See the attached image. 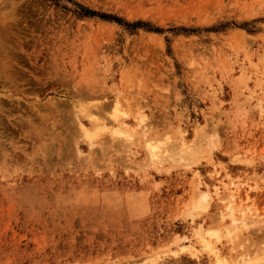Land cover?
Returning <instances> with one entry per match:
<instances>
[{
  "label": "rangeland",
  "instance_id": "rangeland-1",
  "mask_svg": "<svg viewBox=\"0 0 264 264\" xmlns=\"http://www.w3.org/2000/svg\"><path fill=\"white\" fill-rule=\"evenodd\" d=\"M0 59L6 67L0 96L11 99L15 90L14 98L24 103L15 116L10 106L3 111L9 130L0 156V264H147L153 252L154 264H213L208 252L181 248L189 245L182 238L191 234L187 210L198 182L179 164L180 149L170 150L176 162H164L174 168L152 170L142 180L144 171L130 172L116 162L125 156L118 153L122 146L99 158L101 145L92 150L81 137L82 153L68 161L72 170L43 172L36 167L44 140L27 128L13 131L11 124L19 125L14 118H35L49 127L44 133L49 136L51 119L57 130L67 127L77 108L111 103L117 91L131 105L140 103L150 134L159 140H178L177 125L186 145L205 132L217 136L216 148L198 154L199 161L191 156L210 188L220 178L247 181L257 185L251 194L264 197V0H0ZM55 98L62 102L54 104ZM38 101L43 106L36 116L30 108ZM137 150L134 158L142 160L145 151ZM85 158L90 169L84 168ZM250 204V216H264V200ZM217 208L195 217V223L214 216ZM261 220L242 238L262 243L243 244L251 253L261 249L263 256Z\"/></svg>",
  "mask_w": 264,
  "mask_h": 264
},
{
  "label": "bare ground",
  "instance_id": "bare-ground-1",
  "mask_svg": "<svg viewBox=\"0 0 264 264\" xmlns=\"http://www.w3.org/2000/svg\"><path fill=\"white\" fill-rule=\"evenodd\" d=\"M0 62H1V59H0ZM5 70H6L5 66H0V78L6 79ZM16 79H17L16 76L11 75V82H14ZM81 90L84 93V89L81 88ZM79 92L80 91H78V93ZM14 93H15V90H12L11 99H9L10 96L5 97V98L0 96V156L4 155L5 153L4 148H3L4 144H3L2 138L5 137V132L9 130L7 123H5L3 111L7 112L5 107L10 106L9 109L11 111V117L15 116L13 115V113L20 111L21 107L24 104L23 101H21V99L19 100V98L18 99L14 98L15 97ZM81 93L78 95L83 94ZM94 93H97V92L95 91ZM85 94L87 95L86 92ZM101 95L102 94H100V96ZM88 97H90V95H88ZM97 98H99V95ZM57 100H60L59 102H62L61 99H56L54 104L58 102ZM106 101H105L106 104L101 103V102L99 103V101H95V103L93 102L92 104L87 103V105L80 106L79 108H77L78 110L76 109V111H73L75 110L73 108L72 111L74 115L72 113L71 114L74 117H72V115L70 116V119H66L67 118L66 117L65 119L68 120V123H67L68 125L66 124L67 127H64V128L60 127V129L58 130H57V127H59V125L57 126L58 123L57 124L52 123V119H51V124H50L51 130H50L49 136L44 135L45 131L49 130L48 129L49 127L47 128L46 126H43L41 123L38 124L34 122L33 119L35 118H28V122L24 121L21 117L20 119L14 118V121L19 123V125L17 124H11V125H13L14 127V130H13L14 132H21L25 130V128H27L25 131L27 133H30V131H32V135H34L35 138L40 140L41 143H43V140H44L45 143L43 144L45 145V147H43V144H40L39 150H41V153L43 152L42 154H44L46 158L40 153L42 155L41 159L43 160L41 161V166L36 167L38 168V171H43V170L44 171L45 170L55 171L58 168L59 170H63V171L72 170V167H68L71 164V163H68V161H71L70 159L73 156L76 158H79V155L82 153L78 146L79 138L81 137L87 139L89 143L88 145L90 148L91 147L94 148L96 144L97 145L99 144V146L101 145L102 152L98 151L100 153L99 158L106 159L107 154L109 153L111 154V152H113L112 149L114 148L113 147L114 145L118 146V148L119 146H122L119 149L116 148V150L118 149V153H120L119 156L125 153V156L122 158H126V159L124 160L122 158H118V160L119 159L120 160L119 161L117 160L116 162H120V165L121 163L126 165V170L130 172H135V173L140 172L141 173L144 171L140 177L142 180H146L150 178V175H152L151 173L152 170L155 172H162V171L169 172L170 169L174 168V165L170 164L166 166L164 165V162L167 161V162L172 163L174 161V158H173L174 156H172V153L170 152V150L174 152L177 150V148L180 149L181 152H184V153L183 155L178 156V160H180L179 164L182 166V162H184L185 167L190 168L192 175L197 179V182H198V184L196 182L197 190L195 189L192 199H190V204L188 208L189 210H187L188 211L187 215L188 216L190 215L192 217L191 218L192 221L190 222L193 224H190V227H189L191 229L190 230L191 234L190 236H186V237L184 236L185 238L184 237L182 238V239H189V245L183 244L181 247L182 250H189L192 252V254H195V255L202 251H206L210 254L209 256L211 257V259L213 258L212 260L213 264H264V255L262 256L260 254L261 249H258L257 251H253L251 253L252 248L250 250H247L249 248L247 246H244L243 243H248V242H246L247 240L244 242V238H242V235L244 234V232L250 231L249 230L250 227L259 223L260 222L259 220H261L264 217L263 215H262L263 217L261 215L260 217H256L257 212L252 215V216L255 215L254 217L249 215V213L252 211L250 201H252L253 205L257 207V205H261L264 200L263 196L258 197L257 195H253L250 193L252 189L257 187V185L249 184L247 181H244L238 184L232 180L226 181V179L223 180L222 178H220L217 184H214V189H213V188H210L208 184L204 183L202 180L199 179V176H201V173H200L201 170L200 171L198 170L199 167L193 168V166L195 164H198V162L196 163V160H191L192 158L191 156L197 157L199 161V156H197L198 154L205 155V154H208V152L212 151L214 148H216L217 142H218V139L216 140L217 136H215V134H210V133L209 135H207L205 134L206 133L205 132L202 134L203 139H199V141L195 142L194 144L192 143V144L186 145V143L184 142L186 140L183 138L184 130H182L180 125H177L175 132L176 134L180 135V138H178V140L171 141L170 140L171 136H167V139L159 140L157 136L155 137V135L153 136L152 134H150L151 125L149 126V123L148 122L146 123V119L148 115L145 114V112L143 111V108L139 105L140 103H136V107L131 105L132 103L130 104L129 99L126 96H123L122 93H120V91H117V93L114 95V100L112 102L110 101L111 103H108V101L107 102ZM39 102L40 101L37 102L38 103L37 108L36 106L31 105V108H30L31 114H34L37 116V113L42 110L40 106H43V105H41V102L40 103ZM53 111H54V108H53ZM22 113L25 114L24 112ZM67 115L69 117L70 113ZM150 115L152 116V114ZM65 116L63 115V118ZM241 118L242 117H240V120ZM132 119H134L137 122L134 126L131 125ZM41 120L46 121V119H43V118H41ZM239 122L240 121H238V123ZM262 124H260L261 125L260 127H261V130L264 131ZM61 126H64V124ZM74 126L75 128L77 127L78 130L77 129L76 130L77 132L78 131L80 132V135L76 134L77 132L74 130L69 131L68 128L71 129V127H74ZM238 129L241 134H244L246 131V130H243V127L241 131L240 125ZM12 136H14V134L11 133V137ZM97 137H100V138H98V140H95V138ZM47 140L51 142H48ZM103 141H105V143ZM218 143H220V141ZM134 144H137L136 146H138L136 150L132 149L133 148L132 146H134ZM41 145L43 148H41ZM12 148L14 150L17 149L14 146ZM137 149H141V150L143 149V151H145V156L142 160L141 159L135 160V158L137 157L136 152H138ZM191 153H193V155ZM185 154H188V155H185ZM235 156L238 157L239 155H235ZM235 156H233V159ZM203 158L205 157L203 156ZM85 159L84 160L87 166H85L84 168L90 169V167H93V166H89V165H92L90 162H86L88 161V158H85ZM209 160L212 162L213 158L210 157ZM241 160L243 162H246L247 164H251L253 162V160H250L248 157H244ZM94 161L95 159H93V162ZM31 162L34 163L35 161L31 160ZM104 162L108 163V160ZM113 162L115 161L113 160ZM113 170L115 171L116 169H113ZM98 172L99 170L96 169L95 173H98ZM115 173L117 174L118 172L117 171L113 172L114 176L116 175ZM90 174L93 175L90 177L93 180H95L96 183L102 184L101 182H99L101 180H98V178L94 175V173L93 174L90 173ZM257 177H260V176H257ZM261 178H264V177H261ZM81 179H87V177H84V178L82 177ZM81 179L78 181L81 182L82 181ZM52 184L55 186L54 187L55 189L57 186V183L53 182ZM259 188L260 186L258 187V189ZM213 205H216L218 207L217 211L213 214L214 216L207 214L208 216L202 219V221L199 220L200 222L195 223V217L208 212L212 208ZM54 210L58 211L56 208ZM255 210L256 208L254 209V211ZM257 218H260V219L258 220ZM255 219H257V221ZM206 220H209L210 222L208 223L210 224L206 223L205 222ZM263 220L264 219H262L261 221ZM253 221H256L255 224ZM263 222H261V224L264 225ZM177 242L179 241L177 240ZM171 244L169 245V247H171ZM259 244L261 245L262 243H258L257 245L259 246ZM253 245L254 244L250 246L252 247L256 246L255 248H257V245H254V246ZM244 247H246L247 249L245 250ZM156 254L157 253H154V252L153 254L151 253L150 257L151 256L152 257L149 259L147 264H154L158 260V257ZM209 264H211V262H209Z\"/></svg>",
  "mask_w": 264,
  "mask_h": 264
}]
</instances>
